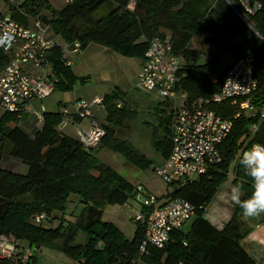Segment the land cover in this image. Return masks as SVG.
Listing matches in <instances>:
<instances>
[{
    "label": "trees",
    "instance_id": "trees-1",
    "mask_svg": "<svg viewBox=\"0 0 264 264\" xmlns=\"http://www.w3.org/2000/svg\"><path fill=\"white\" fill-rule=\"evenodd\" d=\"M132 12L126 9L129 0H75L55 12L51 20L41 18L49 25L58 42L78 41L84 49L89 43L107 47L123 57L143 58L147 41L155 36L170 33L175 54L193 63L183 68L181 87L192 99H205L218 91L225 75L217 74L213 67L218 54L229 50L239 59L253 63V75L258 89L252 99L256 115L241 114L234 119L235 108L225 104L218 110L233 120V128L221 146V162L211 167L196 181L183 187H174L171 197H182L192 204L195 215L188 230L172 232L163 250L148 247L147 255L138 254L144 239V229L137 225L131 239L126 238L114 225L102 222L106 205H124L133 197L134 188L98 157L100 149L122 155L139 169L152 162L138 156L126 142L115 137L114 127H122L130 117L127 94L113 90L102 98L106 113L105 135L95 149L86 150L77 138L58 129L61 113H44L39 131L29 138L19 128V115L4 113L0 118L2 142L11 145L10 156L26 167L25 174H13L0 169V236L12 235L22 247L56 248L78 256L79 264H256L243 249L241 241L249 232L247 220L257 224L264 222V214L246 218L242 209L234 205L231 218L221 230L202 218L206 208L225 187L229 169L233 166L231 185L242 186V199L253 191L252 180L238 164L243 150L252 144H264V120L258 112L264 101V0L261 10L246 18L247 25L232 11L224 0H213L208 8V19L199 18L193 7L178 6L177 0H134ZM203 1V0H202ZM110 5L106 16L97 14ZM50 8L43 0H22L11 10L12 17L26 26L19 13L37 17ZM19 11V12H18ZM196 33H202L213 51L212 60L196 65L200 50L193 48ZM50 65L54 91L69 92L77 84L84 85L87 78L77 77L65 65L60 46L46 54ZM8 63V57L0 51V69ZM120 103V107L117 104ZM170 119L167 118L165 134L153 146L165 159L171 149ZM257 131L252 134L251 127ZM71 195L78 197L81 210L67 213ZM44 215L40 225L32 223L36 215ZM73 217L68 219L66 217ZM261 219V220H260ZM56 222L55 226L48 223ZM99 229V230H96ZM79 231L90 235L85 246L71 248ZM56 242H59L56 245ZM57 249V248H56ZM0 264H38L36 253L27 263L19 259L2 260Z\"/></svg>",
    "mask_w": 264,
    "mask_h": 264
},
{
    "label": "built area",
    "instance_id": "built-area-1",
    "mask_svg": "<svg viewBox=\"0 0 264 264\" xmlns=\"http://www.w3.org/2000/svg\"><path fill=\"white\" fill-rule=\"evenodd\" d=\"M50 4L66 6L75 0H43ZM232 11L247 25L246 18L261 10L257 0H224ZM135 1L129 0L126 9L134 10ZM28 25L15 21L11 12L0 7V51L8 57V63L0 69V111L21 115L27 104L42 101L54 92L47 52L60 46L66 66L72 65L64 57L77 56L83 49L81 43L60 44L50 26L41 18H28ZM181 55L175 54L171 35L155 36L147 41V49L137 77L138 89L154 94L166 102L170 119L171 149L167 158L154 167V174L168 185L183 187L196 181L211 167L221 162V146L233 128V120L219 110L225 104L235 108L234 119L247 112H256L252 99L258 89L250 63L237 60L225 76L222 87L208 98L192 99L183 91L181 73L184 65ZM30 66L35 73L25 70ZM74 117L91 119L90 128H78L76 138L86 149H95L105 135V130L93 117L95 108H103L102 98L78 100L74 104ZM120 107V103L117 104ZM44 109L42 108V112ZM61 125L69 122L67 110L63 111ZM257 114V113H256ZM40 122L42 113H36ZM264 120V101L258 112ZM251 127V133L257 131ZM140 193L143 198L132 218L144 229V239L138 247V254L147 255L148 247L163 250L172 232L180 230L196 212L195 207L182 197L160 198L138 186L133 196ZM133 198V197H132ZM127 203V202H126ZM125 203V204H126ZM44 215H36L32 223L40 225ZM7 236V235H6ZM0 236V259H19L27 263L36 251L22 247L12 235ZM132 262L130 264H139ZM123 264V263H115Z\"/></svg>",
    "mask_w": 264,
    "mask_h": 264
},
{
    "label": "rangeland",
    "instance_id": "rangeland-1",
    "mask_svg": "<svg viewBox=\"0 0 264 264\" xmlns=\"http://www.w3.org/2000/svg\"><path fill=\"white\" fill-rule=\"evenodd\" d=\"M7 1L9 3H14L16 0ZM7 1L0 0V3L3 5ZM20 1L22 0H19V2ZM177 1L179 4L173 9V11L182 9L184 7H193V9L196 10L198 17L201 19L203 18L204 20L208 19V8L212 7L214 4L213 0ZM62 7L63 6L60 5L50 4V8L40 12L37 17L29 16L24 12H20L19 15L22 18H25L26 22L28 18H44L46 20H51L54 18L55 12ZM109 9L110 5L108 4L107 6L103 7L97 15L100 17L106 16ZM162 32L164 34L170 35V33L167 31ZM192 46L193 48L200 50L199 59L195 62L196 65H204L212 60L213 51L210 48V44L206 42L205 35L202 33H196L192 40ZM81 54L82 52L78 55ZM237 60H239V57L233 55L229 50H225L217 55L213 70H216L217 74H223L226 76L231 66ZM248 62L250 63L251 67H254L250 60ZM192 63L193 62L188 59L182 60L184 68L188 65H191ZM90 65L93 66V64ZM96 77V74H93L86 85L77 86L74 91L75 96L81 94L83 99H87L86 96H88L90 91L93 89L91 88V85H101ZM136 85L137 82L134 81L133 87L135 88H132L127 93L126 98L127 107L129 108L131 114L130 117L125 120L122 127H114L112 129L114 130L115 137L117 139L126 141L138 156L147 158L152 162V164H150L145 169H139L128 162V160L122 155L110 152L106 149H100L98 157L104 164L109 166L113 171L124 178L133 188L142 186L145 191H148L149 193H152L160 198H165L170 193H172L174 187L166 184L154 174V167L159 166L163 162L164 158L160 153L154 150L153 145L158 140H161L165 134V127H167L166 120L169 118L168 109H166L167 105L163 99H160L152 93L138 89ZM102 114H104L103 111ZM247 115L254 116L256 115V112H247ZM95 118L97 121H101L98 116ZM246 150L247 149L243 150V152ZM233 166L234 164L229 169L225 187L230 185L233 179ZM220 196L222 195L218 193L211 204L206 208L205 212H202V218L204 217L205 219H209L208 215L211 210V212L214 211L217 200L220 198ZM142 198L143 196L140 193H136L133 198L129 199L124 205H106L103 209L102 222L114 225L123 233L126 238L131 239L137 229V225L133 222L132 218L135 211L139 209ZM81 207L82 205L80 204L78 197L71 195L67 205V213L69 214L74 212L75 214H78L81 210ZM66 218L71 220L74 219L70 216ZM191 220L183 226V231L188 230ZM55 225L56 222L48 223V226ZM6 237H8V235ZM89 241L90 235L86 232L79 231L76 234L74 241L70 244V247L74 250L76 247L85 246L89 243ZM58 244L59 242H56V245ZM56 248H36L35 253L36 256H38V264H79L78 256L70 255L64 251L58 250L57 246ZM32 249H35V247Z\"/></svg>",
    "mask_w": 264,
    "mask_h": 264
},
{
    "label": "crops",
    "instance_id": "crops-1",
    "mask_svg": "<svg viewBox=\"0 0 264 264\" xmlns=\"http://www.w3.org/2000/svg\"><path fill=\"white\" fill-rule=\"evenodd\" d=\"M18 3L19 0H16L14 3H9L7 1L3 5L0 3V6L3 11L11 12L10 9L16 7ZM26 25H28V21ZM56 40L59 41L58 38H56ZM59 43L63 44L61 42ZM64 58L71 61L72 65L70 68L77 77L87 78V82L84 85L88 83L93 74H96V79L101 85L95 84L94 86V84H92L91 88L93 89L90 91L89 95L86 96L87 99H83L81 94L75 96V88L77 86H84L77 84L69 92L54 91V94L42 101L36 100L27 104L24 111L19 116L20 120L18 126L29 138H33L43 124V122L38 120L36 113H42L43 116L44 113L61 114L64 110H67L69 115L72 116H69L68 123L64 126L60 124L58 129L67 136L76 138V130L78 128L89 129L91 119H78L73 116L75 113V102L78 100H91L95 97L103 98L113 90H118L127 94L132 88H135L133 87L134 81L137 82L138 73L143 62V58L123 57L107 47L99 46L94 43H89L83 49L81 55H68ZM90 64H93L94 67ZM25 70L29 73H35L30 66H26ZM42 108L44 109L43 112ZM101 109L104 114H102ZM3 114L4 112L0 111V118ZM96 116H98L101 121H97L95 118ZM92 118L96 120L101 127L107 125L106 113L102 107L93 110ZM10 149V143L6 141L2 142L0 137V169L13 174H25L27 172V167L21 161L10 156ZM232 187L233 186L230 184L219 192L223 197L220 196L219 199L217 198L218 200L214 211L211 212V210L208 215L209 219L207 220L219 230L223 228L224 224L228 222L232 215L234 204L229 199V193ZM247 226L249 227V232L241 241V245L256 264H264V222L257 224L254 220H247Z\"/></svg>",
    "mask_w": 264,
    "mask_h": 264
},
{
    "label": "clouds",
    "instance_id": "clouds-1",
    "mask_svg": "<svg viewBox=\"0 0 264 264\" xmlns=\"http://www.w3.org/2000/svg\"><path fill=\"white\" fill-rule=\"evenodd\" d=\"M238 164L253 182V191L247 199H242V186L231 188L229 199L242 209L246 218H255L264 214V144L255 143L244 151Z\"/></svg>",
    "mask_w": 264,
    "mask_h": 264
}]
</instances>
